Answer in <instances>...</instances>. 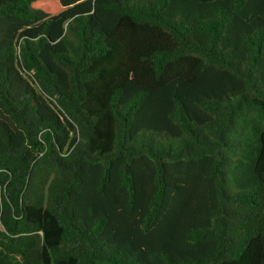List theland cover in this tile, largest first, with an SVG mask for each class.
<instances>
[{"label": "trees", "instance_id": "obj_1", "mask_svg": "<svg viewBox=\"0 0 264 264\" xmlns=\"http://www.w3.org/2000/svg\"><path fill=\"white\" fill-rule=\"evenodd\" d=\"M0 264H264V0H0Z\"/></svg>", "mask_w": 264, "mask_h": 264}]
</instances>
